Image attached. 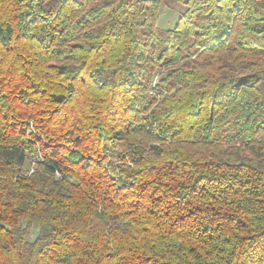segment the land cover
Masks as SVG:
<instances>
[{
    "label": "trees",
    "instance_id": "trees-1",
    "mask_svg": "<svg viewBox=\"0 0 264 264\" xmlns=\"http://www.w3.org/2000/svg\"><path fill=\"white\" fill-rule=\"evenodd\" d=\"M0 264H264V0H0Z\"/></svg>",
    "mask_w": 264,
    "mask_h": 264
},
{
    "label": "rangeland",
    "instance_id": "rangeland-1",
    "mask_svg": "<svg viewBox=\"0 0 264 264\" xmlns=\"http://www.w3.org/2000/svg\"><path fill=\"white\" fill-rule=\"evenodd\" d=\"M184 10V5L173 1L163 4L157 17V25L160 28H172Z\"/></svg>",
    "mask_w": 264,
    "mask_h": 264
}]
</instances>
